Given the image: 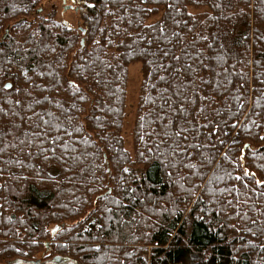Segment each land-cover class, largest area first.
<instances>
[{
	"label": "trees",
	"instance_id": "16d2710c",
	"mask_svg": "<svg viewBox=\"0 0 264 264\" xmlns=\"http://www.w3.org/2000/svg\"><path fill=\"white\" fill-rule=\"evenodd\" d=\"M54 1L0 0V261L264 264V0Z\"/></svg>",
	"mask_w": 264,
	"mask_h": 264
},
{
	"label": "rangeland",
	"instance_id": "374dc122",
	"mask_svg": "<svg viewBox=\"0 0 264 264\" xmlns=\"http://www.w3.org/2000/svg\"><path fill=\"white\" fill-rule=\"evenodd\" d=\"M49 3V2H48ZM77 0H68L67 1V5L71 6V8H73V10H69L66 11L64 10V0H55L54 4L56 5V8L58 9V15H60L62 18L61 20H63L66 24H68L69 26H80V24H83V15L82 14H76L74 9L77 8L78 4H77ZM42 11L39 10V12ZM47 13V11H46ZM6 33V31H5ZM5 33H0V40L2 39V37L5 35ZM129 83H128V117L129 120L127 121V128L125 131V138L127 141V145L128 148L131 149V127L133 125L134 122V116H135V111H136V106L138 103V95H139V89H140V83H141V71H140V64H135L133 66L130 67L129 72ZM42 257V256H40ZM40 257H38V259H40V263L37 262V264H76L73 263L72 261H68V262H64L62 260L59 259L56 261H52V260H42ZM38 261V260H36ZM0 264H30L29 262H24V261H18L15 263H8L6 261H0Z\"/></svg>",
	"mask_w": 264,
	"mask_h": 264
},
{
	"label": "water",
	"instance_id": "95a60500",
	"mask_svg": "<svg viewBox=\"0 0 264 264\" xmlns=\"http://www.w3.org/2000/svg\"><path fill=\"white\" fill-rule=\"evenodd\" d=\"M8 34H9V30H6L5 35H4V36L2 37V39H1V42H3V41L7 38ZM83 44H84V41H82V45H83ZM6 88H7V89H10V88H11V85H10V84H7V85H6ZM58 229H59V228H56V229L54 230L53 233H55ZM58 261H59V260H58Z\"/></svg>",
	"mask_w": 264,
	"mask_h": 264
},
{
	"label": "flooded vegetation",
	"instance_id": "af4514ba",
	"mask_svg": "<svg viewBox=\"0 0 264 264\" xmlns=\"http://www.w3.org/2000/svg\"><path fill=\"white\" fill-rule=\"evenodd\" d=\"M30 264H37V262H29ZM38 263H40V261H38Z\"/></svg>",
	"mask_w": 264,
	"mask_h": 264
}]
</instances>
